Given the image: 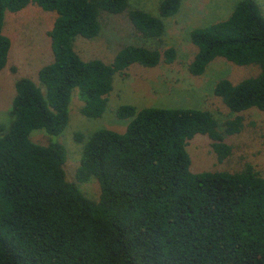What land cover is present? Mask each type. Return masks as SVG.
<instances>
[{"label": "trees", "instance_id": "16d2710c", "mask_svg": "<svg viewBox=\"0 0 264 264\" xmlns=\"http://www.w3.org/2000/svg\"><path fill=\"white\" fill-rule=\"evenodd\" d=\"M182 0H163L159 14L129 7L128 0H0V71L11 39L7 12L29 4L57 13L49 35L53 60L38 81H15L7 130L0 126V264H264V167L192 170L189 142L207 135L219 161L232 154L226 137L241 132L243 116L221 122L208 109L123 104L124 132L93 131L84 141L75 180L65 168L68 152L58 138L70 122L74 89L87 117H101L114 75L138 63H171L176 49L125 43L107 63L84 59L78 37L93 39L105 18L126 13L143 39L160 38L165 18ZM197 47L190 71L201 75L217 57L257 66L234 83L220 79L215 94L231 111H264V12L257 0H238L229 16L191 31ZM40 130L48 143L33 139ZM58 137V138H57ZM96 178L98 198L80 183Z\"/></svg>", "mask_w": 264, "mask_h": 264}, {"label": "rangeland", "instance_id": "374dc122", "mask_svg": "<svg viewBox=\"0 0 264 264\" xmlns=\"http://www.w3.org/2000/svg\"><path fill=\"white\" fill-rule=\"evenodd\" d=\"M130 8H143L159 14L163 0H128ZM238 0H182L179 11L165 18L166 30L158 39L146 40L137 35L126 13L105 18V29L96 38L78 37L75 49L84 59L99 58L110 63L125 43L147 44L165 50L176 49V58L171 63L155 67L132 64L123 72L114 75L113 90L104 114L98 118L87 117L81 112L84 104L79 89L73 91L70 105V122L59 136L67 148L66 171L69 180H75L79 167L83 143L76 134L81 133L84 140L95 130L111 128L124 132L129 119L117 115L123 104L137 108L184 107L208 109L220 123L236 115L243 116L241 132L227 136L233 147L232 154L219 161L211 139L207 135H197L188 145L192 158V170L235 171L252 164L258 170L264 167V111L252 108L236 113L230 110L218 97L214 88L222 78L234 83L256 75L257 66H240L224 57L215 58L204 73L194 75L190 62L194 59L197 47L191 40V31L210 25L229 16ZM264 12V0H257ZM57 13L46 11L36 4H29L19 12H7L4 32L11 39L9 62L0 71V126L7 130L10 122V108L15 96V81L20 77H31L38 81V70L53 60L52 42L49 31L52 29ZM33 132V139L48 143L49 137L43 132ZM83 191L91 198H98L100 184L96 178L80 183Z\"/></svg>", "mask_w": 264, "mask_h": 264}]
</instances>
